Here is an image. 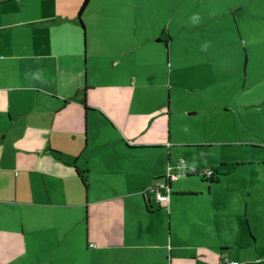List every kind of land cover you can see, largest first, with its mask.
<instances>
[{
    "label": "crops",
    "instance_id": "obj_1",
    "mask_svg": "<svg viewBox=\"0 0 264 264\" xmlns=\"http://www.w3.org/2000/svg\"><path fill=\"white\" fill-rule=\"evenodd\" d=\"M83 2L0 0V264H264V85L223 105L236 126L221 146L246 150L222 163L237 169L206 193H174L172 181L161 204L151 187L172 171L173 117L162 91L180 58L156 13L178 3L90 0L80 22ZM196 14L195 24L208 21ZM235 18L248 63L262 49L264 13ZM217 51L205 49L209 66ZM208 78L192 92L212 90ZM246 81L257 88L264 76ZM165 148L167 172L155 161ZM195 166L216 167L196 164L186 177L202 176L187 175ZM226 178L234 186L219 189ZM185 196L205 206H172Z\"/></svg>",
    "mask_w": 264,
    "mask_h": 264
},
{
    "label": "rangeland",
    "instance_id": "obj_2",
    "mask_svg": "<svg viewBox=\"0 0 264 264\" xmlns=\"http://www.w3.org/2000/svg\"><path fill=\"white\" fill-rule=\"evenodd\" d=\"M166 3L165 9L161 10L167 14L166 18L162 12L160 15L157 11L156 22L170 27V37L174 41L172 56L173 59L175 55L180 58V63H176L172 59L171 70L168 72L166 70L164 82L167 84V88L162 91V103L167 108V100L170 97V113L173 114L171 130L167 131L170 133V144L172 145L171 174L176 177L173 180V191L174 193L177 190L188 194L206 193L210 185L208 182H203V175L198 178H188L185 171L196 164H203L211 168L225 162L226 159H232L235 156L241 158L245 154L246 149L244 150L240 146L223 147L220 144L222 141L232 138L231 134L236 126L235 117L224 112L223 105L227 103L231 105L237 101L245 100L248 97L247 93L263 89L264 82L256 88L246 80L249 74L251 77L264 76V37L260 40L262 49H258L256 56H252V59L247 63L246 60L249 57L246 50L249 49L248 36L245 35L243 27L240 30L235 14L242 20L244 13L248 16L255 12L264 13V0H188L186 9L182 8V15L184 14L182 19L178 18L177 13L181 6L180 0H176L179 5L177 4L175 8L171 7L168 2ZM158 5L157 2L156 7ZM184 6L185 4L182 5V7ZM234 10L237 12L233 14ZM201 11L208 16V21L199 26L195 24V17H197L196 13H201ZM216 11L221 16H216ZM229 12L232 14L229 15ZM159 27L158 24L157 29L160 30ZM157 46L163 48L166 45L165 42H158ZM208 46L218 47L214 66H209L205 61L204 52ZM161 63L160 60L157 61V64ZM213 70H218L220 76L213 77L211 73ZM204 76L206 80L209 79L208 76H212L210 79L214 78L212 90L200 95L192 92L197 89L198 83L205 81ZM171 81L173 84L172 94L169 90ZM195 102L198 105L194 106ZM253 123L256 127L253 129L263 128L261 127L263 122L259 116H255L253 121L250 120L251 126ZM167 152V148L155 151L156 163L159 164L160 161L162 166L165 165L166 172L168 170ZM140 164L142 163L136 165ZM179 165L182 170L175 171L174 168ZM234 182L232 179L226 178L218 188L232 187ZM211 188H215V185ZM146 197L150 200L154 199L149 190L146 192ZM172 206L205 205H203V199L185 196ZM240 206H246V204L242 203Z\"/></svg>",
    "mask_w": 264,
    "mask_h": 264
},
{
    "label": "trees",
    "instance_id": "obj_3",
    "mask_svg": "<svg viewBox=\"0 0 264 264\" xmlns=\"http://www.w3.org/2000/svg\"><path fill=\"white\" fill-rule=\"evenodd\" d=\"M90 0H84L80 11H79V19L80 22H82V16L84 15L88 5H89ZM239 164H232V163H222L219 166H216L212 168L211 170L213 171V175L211 177H206L205 172L208 169H205L203 166H195L193 169H188L187 170V175L188 176H199L203 175V177L206 179L207 182L211 184H217L222 177L228 176L232 174ZM81 180L83 181L84 185L87 186V175L86 172H81L79 174Z\"/></svg>",
    "mask_w": 264,
    "mask_h": 264
},
{
    "label": "built area",
    "instance_id": "obj_4",
    "mask_svg": "<svg viewBox=\"0 0 264 264\" xmlns=\"http://www.w3.org/2000/svg\"><path fill=\"white\" fill-rule=\"evenodd\" d=\"M213 175L212 170H207L205 172L206 177H211ZM176 177H173L171 173L166 176V182L164 183H157L151 187V192L155 194L156 200L161 203L165 204L168 203L170 197L169 193L171 191L169 183L172 182ZM162 191L167 192L168 195L162 194ZM224 264H239V262H230L229 260H224Z\"/></svg>",
    "mask_w": 264,
    "mask_h": 264
},
{
    "label": "clouds",
    "instance_id": "obj_5",
    "mask_svg": "<svg viewBox=\"0 0 264 264\" xmlns=\"http://www.w3.org/2000/svg\"><path fill=\"white\" fill-rule=\"evenodd\" d=\"M205 47H207V45H205Z\"/></svg>",
    "mask_w": 264,
    "mask_h": 264
}]
</instances>
